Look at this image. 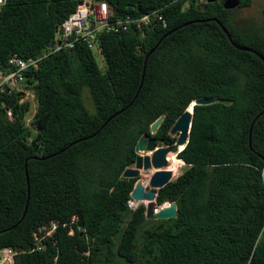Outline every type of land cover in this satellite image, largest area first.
Instances as JSON below:
<instances>
[{
    "label": "trees",
    "instance_id": "1",
    "mask_svg": "<svg viewBox=\"0 0 264 264\" xmlns=\"http://www.w3.org/2000/svg\"><path fill=\"white\" fill-rule=\"evenodd\" d=\"M82 1L1 3L0 72L44 56ZM106 1L115 15L162 9L167 25L97 32L24 71L28 99L0 91V251L14 264H264V33L238 26L225 0ZM203 97L216 101L194 106L186 166L158 190L177 216L147 219L149 201L130 204L138 178L124 177L135 146L160 116L151 136L173 144Z\"/></svg>",
    "mask_w": 264,
    "mask_h": 264
},
{
    "label": "built area",
    "instance_id": "2",
    "mask_svg": "<svg viewBox=\"0 0 264 264\" xmlns=\"http://www.w3.org/2000/svg\"><path fill=\"white\" fill-rule=\"evenodd\" d=\"M5 0H0V4ZM167 25V20L162 9H156L141 16L115 15L109 7L106 0H83L77 10L73 12L58 28L55 35V42L44 56L37 59L23 60L18 56L10 59L11 68L8 72H0V91L12 92V88L21 90L24 94L29 95L30 91L22 88L25 76L24 71L31 65H37L38 60L44 58L50 53L58 52L63 49H72L77 43H86L92 46L97 32H121L129 29L143 31L154 27H162ZM27 99L23 97L21 101ZM8 115L12 117V112L8 111ZM76 217L73 218L75 220ZM58 226L56 221H52L50 225L44 226L35 231L37 249L43 248V238L52 234ZM73 233V231H71ZM7 252L5 255L4 253ZM15 252L12 249H4L0 251V262L14 264Z\"/></svg>",
    "mask_w": 264,
    "mask_h": 264
},
{
    "label": "water",
    "instance_id": "3",
    "mask_svg": "<svg viewBox=\"0 0 264 264\" xmlns=\"http://www.w3.org/2000/svg\"><path fill=\"white\" fill-rule=\"evenodd\" d=\"M213 1L215 0H209V2ZM240 4L241 0H225L224 8L232 10L240 6ZM211 19L217 21L222 26L223 30L230 36L228 28L225 27L219 19ZM215 101V98H199L181 114L170 131L172 136L177 135L176 141L173 144L164 145L166 144L164 140L158 142L156 138L151 136L157 133L164 120V116H160L152 123L150 127L151 135L145 134L138 140L135 151L139 155H137L135 166L127 168L124 172V177L138 178L142 169H157L150 178L149 186L145 185L144 179L138 178L139 180L136 181L131 193V197L134 201H149L148 204L144 203L146 205L147 219L162 220L177 216L176 202H165L162 205L157 202L158 190L172 181L173 178V172L166 168L168 166V154L175 152L178 155L188 144L194 106L196 104H209ZM144 152L147 154L142 155ZM148 153H151V155Z\"/></svg>",
    "mask_w": 264,
    "mask_h": 264
},
{
    "label": "rangeland",
    "instance_id": "4",
    "mask_svg": "<svg viewBox=\"0 0 264 264\" xmlns=\"http://www.w3.org/2000/svg\"><path fill=\"white\" fill-rule=\"evenodd\" d=\"M231 15H232V18L234 19L235 23L238 26H241V27H244V28H248V29H250L252 31L264 33V0H253L252 4L249 5V6H242V7L238 6L237 8L232 10ZM87 92H88V97H89L88 101H90L92 106L91 107H89L88 105H86V106L88 107V109L91 112H95V107H94V104H93V101H92V96L89 93V90ZM28 98H29V96L27 95V99ZM30 100H31V109H30V111L28 113V118L29 119L32 118V116L34 115L35 110H36L35 99L33 97H30ZM29 119H28V122H29ZM173 137H177V135H175ZM178 159L181 160L179 157H178ZM135 163H136V161H135ZM135 163L132 166H130V167H134ZM185 166H186V164L182 161L180 163V167L177 170V173L175 175H173L172 180L176 179L183 172V169L185 168ZM166 168L167 169L169 168L170 170H172L174 168V166L172 167L171 162L168 161V166ZM155 171H157L155 168H152L151 170L142 169L141 170V174H140V176L138 178L139 179H144L145 180V185L149 186L150 178H151V176L153 175V173ZM139 179H137V180H139ZM130 204L133 207L137 206V203L134 200L131 201ZM162 204L163 203H161V205ZM150 220H154V219H150ZM4 254L6 255L7 252H5ZM0 264H8V263L0 262Z\"/></svg>",
    "mask_w": 264,
    "mask_h": 264
},
{
    "label": "bare ground",
    "instance_id": "5",
    "mask_svg": "<svg viewBox=\"0 0 264 264\" xmlns=\"http://www.w3.org/2000/svg\"><path fill=\"white\" fill-rule=\"evenodd\" d=\"M181 160L178 159V155L176 153H174V152L168 154V161L171 162L172 167L174 166V168L172 170H170V171L173 172V175H175L177 173V170L180 167V163L183 161V160L182 161Z\"/></svg>",
    "mask_w": 264,
    "mask_h": 264
},
{
    "label": "flooded vegetation",
    "instance_id": "6",
    "mask_svg": "<svg viewBox=\"0 0 264 264\" xmlns=\"http://www.w3.org/2000/svg\"><path fill=\"white\" fill-rule=\"evenodd\" d=\"M145 135V134H144ZM160 140H163V139H157V141L159 142ZM164 145H167V144H164ZM147 153H142V155H146ZM149 155H151V153H148ZM137 155H139V154H137ZM169 169V168H168ZM170 170V169H169ZM147 201V200H146Z\"/></svg>",
    "mask_w": 264,
    "mask_h": 264
}]
</instances>
